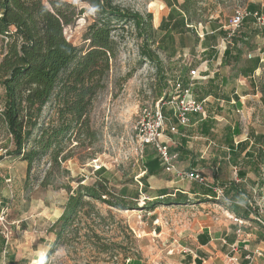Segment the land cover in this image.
Listing matches in <instances>:
<instances>
[{"label": "rangeland", "instance_id": "1", "mask_svg": "<svg viewBox=\"0 0 264 264\" xmlns=\"http://www.w3.org/2000/svg\"><path fill=\"white\" fill-rule=\"evenodd\" d=\"M63 1L86 6L81 0ZM42 2L49 5V0ZM248 2L202 0L197 5L196 15L201 20L189 24V28L185 29L186 34H183L177 32L172 21L178 14L171 5L175 4L179 8L177 0H117L121 8L139 13L143 19L151 14L150 36H153L149 37L148 44L156 53L158 62L148 60L141 53L146 38L141 36L136 26L131 22L118 23L111 32L117 52L110 59L105 88L95 96L88 111L92 135H80L76 139L72 134L62 145V154L68 156L62 167L69 171V175L61 174L53 186L43 187L40 182L49 168L48 156L33 162L29 168L19 158L4 156L0 161V264H128L127 260L132 258L142 259L144 264H170L169 251L176 245L174 237L183 238L180 235L182 232L175 235L172 230L171 217L178 215L181 218L177 223L181 222L183 215L180 213L187 214V207L183 205H159L152 210H117L92 201L102 218L96 217L94 213L86 216L81 212L74 220L73 232L66 235V242L58 244L53 252L47 254L54 241V234L48 228L62 213L68 196V192L59 185L69 181L71 186H75L79 178L83 179L82 183H92L97 177L94 171L103 167L106 172L102 176L108 178L112 190H126L127 194L132 190L140 191L143 188V183L139 181L143 174L145 153L143 151L141 155L137 150L134 127L141 109L145 106L152 109L160 107L161 104L157 102L164 92L169 93L173 81L186 79L189 70L197 66L200 53L196 39L203 35L202 23L221 20V24H227L235 10L246 7ZM169 12H173L170 18ZM261 16L263 18L259 22L252 24L259 33L248 36L246 43L239 41L245 58H248V54L264 49V37L260 34L264 29V10ZM92 19L93 14L86 8L71 24L64 26L66 39L74 45H81L86 27ZM241 30H244V26ZM164 34L175 39L173 55L171 39H161ZM242 34L239 32L237 39L240 40ZM185 44L195 46L194 55L197 57L191 56L188 48L184 49ZM242 65L244 61H240L239 66ZM184 68L186 72L183 74L181 70ZM257 81L264 82V61ZM3 100L4 88L0 85V107ZM163 100L166 101V98ZM222 104L223 111L218 110L217 114L224 118L216 120V123L219 125L218 130L223 128L225 133L227 127L233 124L234 116L231 119L229 105L225 102ZM53 106L52 101L45 105L40 122L55 118ZM261 112L256 107L250 116L256 128L264 126V114ZM162 113L171 122L172 112L166 104L162 107ZM240 125H247V120L240 121ZM8 137L0 125V155L12 148ZM147 147L152 148L150 145ZM148 196V193H140L138 204H142ZM197 205V202L193 205L195 210L189 216L196 214ZM156 217L162 220L157 228L152 224ZM93 231L98 237H92ZM2 237L5 238L3 245ZM131 264H138V261Z\"/></svg>", "mask_w": 264, "mask_h": 264}, {"label": "trees", "instance_id": "2", "mask_svg": "<svg viewBox=\"0 0 264 264\" xmlns=\"http://www.w3.org/2000/svg\"><path fill=\"white\" fill-rule=\"evenodd\" d=\"M81 1L87 7L63 0H49L48 6L42 0H0V85L4 88L0 125L8 134L12 145L4 155H0V161L4 156L19 158L29 168L33 162L48 156L49 168L40 182L43 187L53 186L61 174L69 175V171L62 167V163L68 158L66 154H62L63 142L72 134L76 139L80 135H92L88 111L95 96L105 88L110 59L117 52V44L111 34L116 25L131 22L136 26L141 36L146 38L143 40L141 53L148 60L158 62L156 53L148 44L149 37L153 36H150L151 14L143 19L139 13L121 8L117 0ZM201 1L182 0L179 9L184 16L175 20L173 26L189 28L186 24L200 21L201 17L196 15L197 5ZM86 8L93 14V19L86 27L83 43L74 45L66 39L63 29L85 12ZM246 8L261 16L255 4L249 2ZM169 16L172 17L173 12ZM255 22L256 17H246L242 22L244 30H241V26L239 32L247 39L248 36L258 34L257 29L252 26ZM260 34L264 37V29ZM168 37L170 35L164 34L161 39ZM181 71L184 74L186 68ZM213 82V79L209 81L210 84ZM210 84L206 90L198 91L199 98L214 93ZM260 92L264 96V82L260 83ZM51 101L55 118L40 122L45 105ZM230 129L227 127L226 130L231 131V135L240 133L238 124ZM228 145L232 147L233 143ZM242 145L244 144H238ZM143 170L145 172L139 181L143 183V188L140 191H129L128 194L126 190L117 192L110 188L108 178L102 176L106 172L103 167L94 171L93 174L97 177L92 183H82L83 179L79 178L75 186H71L69 181L60 184L68 192V196L62 213L48 228L54 234V241L47 254L53 252L58 244L66 242V235L73 232L74 220L81 212L86 216L94 213L96 217L102 218L92 201L117 210H152L159 205L191 203L185 193L176 191L172 196L168 195V189H161L157 195H149L143 199L142 204H138L139 194L148 193L147 178L160 173L163 168L158 157L149 154L143 159ZM221 187L225 189L224 186ZM210 199L211 197L195 198L200 202ZM231 209L234 210L233 207ZM91 235L98 237L95 231ZM4 243L5 238L2 237L1 244Z\"/></svg>", "mask_w": 264, "mask_h": 264}, {"label": "crops", "instance_id": "3", "mask_svg": "<svg viewBox=\"0 0 264 264\" xmlns=\"http://www.w3.org/2000/svg\"><path fill=\"white\" fill-rule=\"evenodd\" d=\"M181 2L177 0L178 5ZM249 2L263 13L262 0ZM172 7L178 14L172 20L174 23L184 15L175 4ZM169 15L170 12L168 18L171 17ZM224 26L221 20L202 23L203 35L196 39L200 54L198 67L194 69L198 74L191 92L196 100L202 102L203 111L188 114L189 123L177 125V132L169 134V150L177 154L175 169L198 172L206 183L180 180L173 173L164 172L163 167L160 173L147 178L150 196L157 195L161 189H168V195L173 196L174 192L180 191L190 198L191 203L183 205L187 207V214L180 213L183 215L181 222L177 223L180 216L171 217L172 230L175 235L182 232L183 238L174 235L176 245L169 251L170 264H264V126L256 128L254 119H250L256 107L264 114V96L257 81L264 61V49L245 58L239 41L246 43L247 37L239 40L237 33L234 39H225ZM176 28L178 33L186 34L187 28ZM169 38L173 55L175 39L171 35ZM185 48L189 49L191 56L197 57L194 45L185 44ZM240 61H244V65L239 66ZM188 78L181 81L186 83ZM212 79L214 82L210 84ZM209 84L214 93L199 98L198 91L206 90ZM223 102L230 107L231 119L234 116L233 124L228 126L230 130L235 124L239 125L240 133L237 135H231L227 130L224 133L223 128L218 130L216 120L224 117L217 113L218 110L223 111ZM246 120L247 125L241 126L240 121ZM229 143L233 146L229 147ZM144 153L145 156H156L155 151L147 146ZM197 196L211 199L200 202L195 200ZM195 201L197 211L191 217ZM161 223L159 217L152 222L156 228ZM134 261L144 264L139 258L128 260L129 264Z\"/></svg>", "mask_w": 264, "mask_h": 264}, {"label": "built area", "instance_id": "4", "mask_svg": "<svg viewBox=\"0 0 264 264\" xmlns=\"http://www.w3.org/2000/svg\"><path fill=\"white\" fill-rule=\"evenodd\" d=\"M248 16L256 17L258 22L263 18L258 16L256 12H249L246 7L237 8L229 22L224 26L225 39L234 37L241 28L243 20ZM197 74V70L193 68L189 70V78L186 83L180 79L174 80L169 93L166 94L164 92L163 97L157 102L158 105L159 103L161 104L160 107L152 109L145 106L141 109L139 119L134 127V141L141 155L144 148L150 145L160 160V165L166 172L173 173L180 180H191L204 184L206 180L200 173L191 170H176L174 161L177 158V154L169 150L171 141L169 134L177 132V125L185 126L189 123L188 114L201 113L203 111L202 102L196 100L191 92V87ZM163 98H166V101H162ZM165 104L172 112L171 122L170 118L162 113V107ZM167 121H169L168 124ZM217 192L222 195L221 191L218 190Z\"/></svg>", "mask_w": 264, "mask_h": 264}, {"label": "bare ground", "instance_id": "5", "mask_svg": "<svg viewBox=\"0 0 264 264\" xmlns=\"http://www.w3.org/2000/svg\"><path fill=\"white\" fill-rule=\"evenodd\" d=\"M128 261V260H127ZM130 262V261H129ZM129 262H128V264H129Z\"/></svg>", "mask_w": 264, "mask_h": 264}]
</instances>
